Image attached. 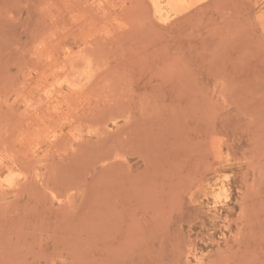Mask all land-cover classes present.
<instances>
[{
  "label": "rangeland",
  "instance_id": "374dc122",
  "mask_svg": "<svg viewBox=\"0 0 264 264\" xmlns=\"http://www.w3.org/2000/svg\"><path fill=\"white\" fill-rule=\"evenodd\" d=\"M150 2L0 0V264H264V0Z\"/></svg>",
  "mask_w": 264,
  "mask_h": 264
},
{
  "label": "bare ground",
  "instance_id": "6f19581e",
  "mask_svg": "<svg viewBox=\"0 0 264 264\" xmlns=\"http://www.w3.org/2000/svg\"><path fill=\"white\" fill-rule=\"evenodd\" d=\"M204 0H151V2L150 3H152V7L154 8L153 10H154V12L158 15V17L161 19V21L162 20H168L170 17H172V16H176V15H178V14H180L181 12H183V11H186V10H189V9H191L192 7H194V6H196L197 4H199V3H202ZM264 4V3H263ZM173 18V17H172ZM68 49V48H67ZM69 50V49H68ZM64 51V50H63ZM64 53H66V52H63V55H64ZM68 53H69V51H68ZM77 53V52H76ZM69 58V57H68ZM91 58V57H90ZM84 65H85V63H84ZM71 66H73V64L71 65ZM86 67V66H85ZM64 69V68H63ZM60 71V70H59ZM84 71V70H83ZM79 73V72H78ZM83 73H85V72H83ZM61 75V74H60ZM87 77V76H86ZM63 79V78H62ZM102 79V78H101ZM111 79V78H110ZM107 80V79H106ZM54 82V81H53ZM60 83V82H59ZM58 83V84H59ZM68 83V82H67ZM49 84V83H48ZM50 84H52V82H50ZM64 84H65V82H64ZM69 84V83H68ZM40 85V84H39ZM69 86L70 87H72V85L71 84H69ZM78 86V85H77ZM114 87V86H113ZM43 88V87H42ZM46 88H48V87H46ZM53 88V87H52ZM78 88H80L79 86H78ZM86 88V87H85ZM55 90V89H54ZM77 90V89H76ZM82 90V89H81ZM97 90V89H96ZM72 91V90H71ZM37 92V91H36ZM56 92V91H55ZM80 92V91H79ZM78 92V93H79ZM49 93V92H48ZM77 93V92H76ZM84 93H89V92H85L84 91ZM80 94V93H79ZM83 94V93H82ZM103 94H104V92H103ZM65 95V94H64ZM85 95V94H84ZM100 95H101V93H100ZM78 96V95H77ZM109 96H111V95H109ZM117 97V96H116ZM63 98V97H62ZM98 99V98H97ZM51 100V99H50ZM54 100V99H53ZM63 100V99H62ZM65 100V99H64ZM52 101V100H51ZM73 101H75V100H73ZM110 101V100H109ZM69 102V101H68ZM72 102V101H71ZM45 103V102H44ZM52 103V102H51ZM55 103V102H54ZM56 104V103H55ZM22 106H23V103H22ZM53 107V106H52ZM51 107V108H52ZM56 107V106H55ZM75 109V108H74ZM44 110V109H43ZM46 111V110H45ZM41 113V112H40ZM48 114V113H47ZM55 115H56V113H54ZM59 115V114H58ZM61 115H62V113H61ZM75 115V114H74ZM40 117H41V115H40ZM48 118V117H47ZM77 120V119H76ZM79 120V119H78ZM80 123V122H79ZM112 123V122H111ZM77 124V123H76ZM89 124H90V122H89ZM113 124H114V122H113ZM38 126V125H37ZM40 126V125H39ZM43 127V126H42ZM84 129V128H83ZM55 133V132H54ZM52 134H53V132H52ZM56 135V134H55ZM62 135V134H61ZM64 136V135H63ZM70 136V135H69ZM71 137H69V139H70ZM40 139V138H39ZM59 139H60V137H59ZM58 141H60V140H58ZM54 144V143H53ZM77 145H78V143H77ZM60 148V147H59ZM14 153V152H13ZM15 154H17V153H15ZM13 156H14V154H13ZM15 157V156H14ZM17 167H19V165H17ZM22 167H23V164H22ZM20 168V167H19ZM23 172V171H22ZM5 175V174H4ZM12 175V174H11ZM25 175V174H24ZM23 175V177H25ZM20 176V175H19ZM18 176V177H19ZM0 177H1V174H0ZM13 177V176H12ZM3 180V179H2ZM1 180V181H2ZM3 182V181H2ZM1 182V183H2ZM12 182V181H11ZM20 183V182H19ZM3 184V183H2ZM12 184V183H11ZM24 185V184H23ZM11 187H12V185H11ZM21 187V186H20Z\"/></svg>",
  "mask_w": 264,
  "mask_h": 264
}]
</instances>
